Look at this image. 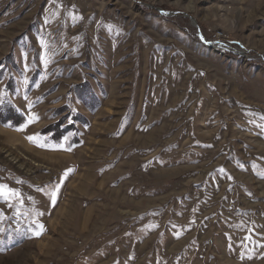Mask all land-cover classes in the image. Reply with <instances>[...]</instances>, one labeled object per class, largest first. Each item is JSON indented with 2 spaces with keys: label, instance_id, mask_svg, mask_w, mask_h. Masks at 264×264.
Returning <instances> with one entry per match:
<instances>
[{
  "label": "rangeland",
  "instance_id": "rangeland-1",
  "mask_svg": "<svg viewBox=\"0 0 264 264\" xmlns=\"http://www.w3.org/2000/svg\"><path fill=\"white\" fill-rule=\"evenodd\" d=\"M0 63V264H264V0H0Z\"/></svg>",
  "mask_w": 264,
  "mask_h": 264
},
{
  "label": "trees",
  "instance_id": "trees-1",
  "mask_svg": "<svg viewBox=\"0 0 264 264\" xmlns=\"http://www.w3.org/2000/svg\"><path fill=\"white\" fill-rule=\"evenodd\" d=\"M3 68L4 67H0V81L4 76ZM0 122L14 128H18L26 123V116L10 100H6L0 104ZM59 126H61L60 122L54 123L48 126L47 128L43 129L42 132L44 133L61 132L60 136L58 134H56V136H53L52 134L50 137L59 141L61 137H63L64 134L69 131L67 129L61 130Z\"/></svg>",
  "mask_w": 264,
  "mask_h": 264
},
{
  "label": "snow or ice",
  "instance_id": "snow-or-ice-1",
  "mask_svg": "<svg viewBox=\"0 0 264 264\" xmlns=\"http://www.w3.org/2000/svg\"><path fill=\"white\" fill-rule=\"evenodd\" d=\"M31 122V121H30ZM30 140L34 139L33 137H29ZM9 193L16 195L17 193L15 190L12 189H6V186L0 185V195H5L7 196Z\"/></svg>",
  "mask_w": 264,
  "mask_h": 264
},
{
  "label": "bare ground",
  "instance_id": "bare-ground-1",
  "mask_svg": "<svg viewBox=\"0 0 264 264\" xmlns=\"http://www.w3.org/2000/svg\"><path fill=\"white\" fill-rule=\"evenodd\" d=\"M227 47V46H226ZM1 131L5 132V134L8 136L7 138L9 141L14 142L16 140H20L19 136L15 133H12L11 131H6V129H0Z\"/></svg>",
  "mask_w": 264,
  "mask_h": 264
},
{
  "label": "water",
  "instance_id": "water-1",
  "mask_svg": "<svg viewBox=\"0 0 264 264\" xmlns=\"http://www.w3.org/2000/svg\"><path fill=\"white\" fill-rule=\"evenodd\" d=\"M192 21L195 23V25H197V22H196V20L194 19V18H192ZM198 26V25H197ZM200 34V37L202 38V39H204L203 38V35L201 34V33H199Z\"/></svg>",
  "mask_w": 264,
  "mask_h": 264
},
{
  "label": "built area",
  "instance_id": "built-area-1",
  "mask_svg": "<svg viewBox=\"0 0 264 264\" xmlns=\"http://www.w3.org/2000/svg\"><path fill=\"white\" fill-rule=\"evenodd\" d=\"M222 44H223V42H222Z\"/></svg>",
  "mask_w": 264,
  "mask_h": 264
}]
</instances>
